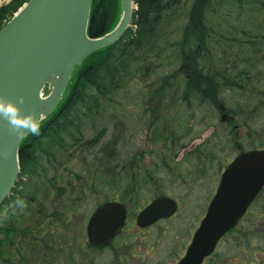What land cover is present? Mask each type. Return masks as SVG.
<instances>
[{"label":"rangeland","instance_id":"1","mask_svg":"<svg viewBox=\"0 0 264 264\" xmlns=\"http://www.w3.org/2000/svg\"><path fill=\"white\" fill-rule=\"evenodd\" d=\"M105 1L111 4L118 23L120 0ZM193 2L181 0L178 5L171 28L173 42L189 22ZM6 3L0 0V5ZM206 23L214 33L207 44L211 53L205 73L212 66L239 85L221 88L215 103L202 100L198 92L183 100L189 72L186 62L173 71L158 70L143 78L132 71L134 63L129 61L117 83L120 88L106 94L98 113L93 107L90 114L76 120L83 140L76 143L65 136L63 148L58 143L45 144V140L34 164L20 174L0 209V264H115L123 241L118 240L110 250L94 251L88 243L87 225L97 207L120 201L127 192L122 202L134 218L130 227L155 198L177 197L182 211L165 230V240L171 241L176 232L185 237L186 226L197 222L213 194L220 164L233 160L238 148H264V0H216ZM100 54L89 63L105 53ZM141 55L137 53L134 59ZM169 75L174 85L164 91L160 104L163 94L155 91L159 83L154 85V81ZM100 133L98 145L87 149L85 142ZM199 152H204L202 161ZM205 165L206 176H202ZM12 227L15 232L10 236L1 232V228L8 232ZM157 233L152 232L150 242ZM260 258L264 260L262 254ZM127 259L125 264L134 261L128 253ZM139 264L152 261L143 257Z\"/></svg>","mask_w":264,"mask_h":264},{"label":"water","instance_id":"2","mask_svg":"<svg viewBox=\"0 0 264 264\" xmlns=\"http://www.w3.org/2000/svg\"><path fill=\"white\" fill-rule=\"evenodd\" d=\"M92 3L93 0H30L0 30V96L14 100L24 114H41L40 124L59 105L76 67L93 52L116 44L131 27L137 6L134 0H121L123 15L117 27L105 36L89 37ZM46 88L50 90L47 96ZM32 133L30 129H15L0 114V206L18 181L21 144ZM263 186L264 151L239 156L225 172L207 218L181 264H201ZM176 210L173 199L158 198L142 210L138 223L142 227L152 225ZM125 222L123 204L102 205L89 220V242L97 248L107 246Z\"/></svg>","mask_w":264,"mask_h":264},{"label":"trees","instance_id":"3","mask_svg":"<svg viewBox=\"0 0 264 264\" xmlns=\"http://www.w3.org/2000/svg\"><path fill=\"white\" fill-rule=\"evenodd\" d=\"M27 1L29 0H12L9 4L0 6V30ZM135 2L138 5L134 16L136 29L130 30L128 36L116 45L92 54L76 71L69 92L57 110L39 126L38 132L32 133L23 140L20 151L21 173L27 172L29 166L34 164L36 152L43 150L45 140V144L58 143L62 148L66 141L65 136L70 137L76 143L83 140L82 135L84 134L79 127H76V120H79L78 117L81 114H90L93 107L98 113L108 95L120 88L117 83L125 73L122 70L129 61L134 63L131 67L132 71L142 74L143 78L154 75L158 70L173 71L175 67L186 62L189 72L185 81L186 89L183 100L190 99L191 95L198 92V95H203L202 100H211L215 103L217 102L216 94L221 88L239 85L237 81L228 77L226 72L217 73L219 70L214 71L212 66H209L210 72L205 73L207 55L211 53V50L207 49V44H211V35L214 33V28L206 22L209 14L213 13L216 0H194L188 16L189 22L181 29V34L178 35L180 39L176 42L171 39L173 34L171 28L177 19V7L181 0H135ZM110 5L105 0L98 4L96 0L93 1L89 26L91 38L107 34L116 25ZM103 52L104 55H102ZM137 53L142 55L135 60L134 56ZM96 54L102 55L99 61L89 63ZM170 75L158 77L157 81H154V85L159 83L155 89L157 93L161 91L162 95L170 88V85L171 87L174 85ZM165 96L164 94L160 96V104ZM101 135L102 133L87 140L85 147L89 149L97 146ZM45 152L50 153L47 150ZM203 154L204 152H199L197 155L199 161L204 158ZM127 193H124L119 200H125ZM49 219L47 217L45 222ZM1 232L10 236L12 232H15V227L9 228L8 232L1 228Z\"/></svg>","mask_w":264,"mask_h":264},{"label":"flooded vegetation","instance_id":"4","mask_svg":"<svg viewBox=\"0 0 264 264\" xmlns=\"http://www.w3.org/2000/svg\"><path fill=\"white\" fill-rule=\"evenodd\" d=\"M227 119V116H226ZM238 126L235 127L237 132ZM252 140V139H251ZM264 149L262 147H252L246 150L245 148L239 149L233 160L223 166L220 164L217 172L218 180L216 182L213 194L207 198L204 204L203 214L197 218L192 226H186L187 233L185 237L181 232L175 233V238L171 241L165 240L166 231L168 226H172L173 220L180 216L182 211V203L177 197H173L179 204L177 212L169 218H164L157 221L155 224L142 228L137 225V216L134 220V225L129 226L133 217L127 211L126 226L123 228L119 236L106 248L94 249V251L104 252L110 250L115 246V243L120 240L122 242L121 248L116 252L115 264H125L128 262L127 253L134 261L131 264H139L140 260L145 257H150L152 264H167L170 260L171 264H180L188 254L189 248L193 245L196 239V234L201 225L204 223L211 204L217 195L225 172L241 153ZM206 165L201 169L202 176H206ZM172 197V196H171ZM264 187L257 195V197L248 205L238 223L232 227L218 242L215 250L207 256L202 264H264V260L260 258V254L264 256ZM158 230L157 237L154 242L149 241L153 231ZM160 234V236H158ZM178 243L176 240H181ZM165 240V241H164ZM262 242V244L260 243ZM124 245V248H122Z\"/></svg>","mask_w":264,"mask_h":264},{"label":"clouds","instance_id":"5","mask_svg":"<svg viewBox=\"0 0 264 264\" xmlns=\"http://www.w3.org/2000/svg\"><path fill=\"white\" fill-rule=\"evenodd\" d=\"M0 114L8 118L15 129H30L33 133L38 132L39 124L42 119L41 114H24L20 106L14 100L6 99L3 96H0ZM18 203L21 207L24 206L23 201H18Z\"/></svg>","mask_w":264,"mask_h":264},{"label":"bare ground","instance_id":"6","mask_svg":"<svg viewBox=\"0 0 264 264\" xmlns=\"http://www.w3.org/2000/svg\"><path fill=\"white\" fill-rule=\"evenodd\" d=\"M74 24H75V21L73 22V25H74ZM73 29H74V28H73ZM73 29H72V30H73Z\"/></svg>","mask_w":264,"mask_h":264}]
</instances>
